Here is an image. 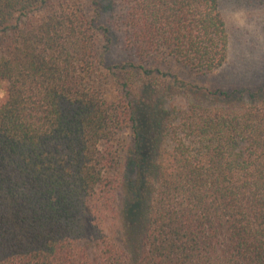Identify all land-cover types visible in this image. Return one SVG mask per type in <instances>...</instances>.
<instances>
[{"label":"trees","instance_id":"1","mask_svg":"<svg viewBox=\"0 0 264 264\" xmlns=\"http://www.w3.org/2000/svg\"><path fill=\"white\" fill-rule=\"evenodd\" d=\"M228 1L0 0V264H264V83L193 82Z\"/></svg>","mask_w":264,"mask_h":264},{"label":"rangeland","instance_id":"2","mask_svg":"<svg viewBox=\"0 0 264 264\" xmlns=\"http://www.w3.org/2000/svg\"><path fill=\"white\" fill-rule=\"evenodd\" d=\"M224 15L230 37L228 62L219 74L194 79L193 82L199 81L203 86L224 89L263 84L264 21L261 11L251 6H239L234 0H229L224 6ZM3 97L4 83L0 82V101ZM175 102L184 104L181 98Z\"/></svg>","mask_w":264,"mask_h":264}]
</instances>
